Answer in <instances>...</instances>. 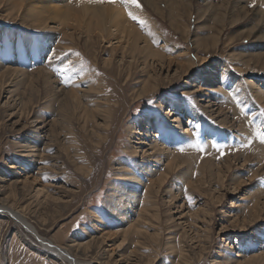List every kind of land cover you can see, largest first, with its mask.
<instances>
[{"label": "rangeland", "instance_id": "374dc122", "mask_svg": "<svg viewBox=\"0 0 264 264\" xmlns=\"http://www.w3.org/2000/svg\"><path fill=\"white\" fill-rule=\"evenodd\" d=\"M85 1L98 2L66 4L78 9ZM125 1L100 5L120 8L137 29L139 56L130 41L118 47L71 23L64 32L42 31L0 0V57L8 59L2 48L9 45L30 61L6 60L9 73L0 69V203L81 264H264V103L252 101L251 116L228 90L229 79L264 90V39L245 35L253 29L264 38L257 31L264 0H138L139 8ZM149 49L172 63L158 65ZM190 65L195 72L184 76L180 66ZM202 65H223L224 87L210 98L201 97L203 87L184 96L187 79L199 85ZM170 101L201 120L186 112L175 128ZM147 120L188 144L171 146L165 158L164 142L152 137L158 128ZM208 127L217 134L212 140ZM131 192L127 214L116 219L117 203ZM0 264L60 262L0 213Z\"/></svg>", "mask_w": 264, "mask_h": 264}, {"label": "bare ground", "instance_id": "6f19581e", "mask_svg": "<svg viewBox=\"0 0 264 264\" xmlns=\"http://www.w3.org/2000/svg\"><path fill=\"white\" fill-rule=\"evenodd\" d=\"M7 2H9L12 7L14 9L18 10L19 14H22L23 16H26L28 18L31 19L32 22H34L35 24H37V27L39 29H41L42 31H54L56 29L63 31L68 28H85L86 31H90V32H98V34H101V38H103L102 40H105L106 42H115L116 46L121 47V46H126L125 41L129 43H133V51L135 53V55L139 56L140 54V38H139V33L138 31H136L138 33L139 36H137L136 32L133 31L132 27H130V25H128L125 20L123 19V16L121 14V12L119 11L120 8H115L113 7V5H110L108 7H102L100 5V2H95V1H89V2H83L81 4H79L78 9L75 7L73 9L74 6L70 5L69 6L66 4L67 0H6ZM127 1V0H126ZM125 1V2H126ZM210 2V0H208ZM235 2V1H234ZM102 3V2H101ZM127 3V2H126ZM78 4V3H77ZM129 4V3H128ZM236 4V3H235ZM7 5V4H6ZM103 5V4H102ZM126 5V4H125ZM130 6L133 7V5L129 4ZM105 6V5H104ZM107 6V5H106ZM230 6V5H229ZM142 7V6H141ZM213 8V7H212ZM126 9V8H125ZM224 9V8H223ZM239 9V8H238ZM244 9V8H241ZM240 9V10H241ZM239 10V11H240ZM212 11V10H211ZM238 11V10H237ZM246 13L247 10L245 11ZM251 12V11H250ZM254 12V11H253ZM244 13V12H243ZM245 13V14H246ZM257 13V12H256ZM216 14V13H215ZM235 14V13H234ZM202 15V14H201ZM208 15V14H207ZM243 15V14H242ZM20 16V15H19ZM21 16V17H23ZM150 16V15H149ZM225 16V15H224ZM245 16V15H244ZM229 17V16H227ZM240 18V16H239ZM243 18V17H241ZM224 19V18H223ZM127 20V19H126ZM145 20V19H144ZM221 20V19H220ZM241 20V19H239ZM147 21V20H146ZM249 21V20H248ZM256 21V19H255ZM142 22V20L140 21ZM222 22V21H221ZM257 22V21H256ZM33 23V24H34ZM70 23L73 25V27L70 26ZM54 24V27H50V25ZM152 24V23H151ZM173 24V23H172ZM153 25V24H152ZM259 25V24H258ZM256 25L255 28L258 26ZM264 25V24H263ZM80 26V27H79ZM68 27V28H67ZM153 27V26H152ZM261 27V26H260ZM252 28V27H251ZM254 28V29H255ZM33 29V28H32ZM64 29V30H63ZM37 30V29H36ZM40 30V31H41ZM84 30V31H85ZM264 30V26L263 28L257 30L259 31L258 33H261ZM81 31V30H80ZM255 31V30H254ZM254 31L253 29L250 30L249 32L246 31L247 35L246 38H253L256 37V39L258 41H262L264 38L261 37V39L257 36L254 35ZM56 32V31H55ZM59 33V31H57ZM68 32V31H67ZM151 32V31H150ZM264 32V31H263ZM256 33V31H255ZM257 33V34H258ZM81 34V33H80ZM155 34V33H154ZM256 34V35H257ZM264 34V33H263ZM66 35V34H65ZM64 35V36H65ZM86 35V33H85ZM94 35V34H93ZM120 35V36H119ZM62 36V35H61ZM82 36V35H81ZM84 36V35H83ZM142 36V35H141ZM69 38V37H68ZM143 38V37H142ZM88 39V38H87ZM95 39V38H94ZM243 39V38H242ZM254 39V38H253ZM62 40V39H61ZM113 40V41H112ZM117 40V41H115ZM251 40V39H250ZM94 41V40H93ZM143 41V40H142ZM63 42V41H62ZM150 42V40H149ZM148 41H146V45H149ZM95 43V41H94ZM142 43V42H141ZM152 43V42H151ZM124 44V45H123ZM59 45V44H57ZM93 46V45H92ZM127 47V46H126ZM47 48V47H45ZM117 49V48H116ZM115 49V50H116ZM16 51V50H15ZM129 51V50H128ZM161 51V50H160ZM160 51H152L149 49V51L146 52L147 57L149 58H153L156 60H158V65H163L165 64L166 61H168V65L172 63V58H168L166 59L165 56L160 52ZM163 51V50H162ZM2 52H6L9 53L7 54V58L6 60H9L10 62H13V64H21L23 65V63H29L30 61L28 58H26V56H18L17 52H14V50L7 45L6 48H2ZM44 52V51H43ZM56 52L52 53V55L54 56ZM131 53V52H129ZM138 53V54H136ZM1 54V51H0ZM43 54V53H42ZM57 54V53H56ZM132 54V53H131ZM22 55H26V52L24 49H22ZM262 55V54H261ZM1 56V55H0ZM33 55L31 54L30 57H32ZM40 57L42 55H39ZM38 56V57H39ZM57 56V55H56ZM260 56V55H259ZM258 56V57H259ZM167 57V56H166ZM182 57V56H181ZM235 57V56H234ZM257 57V58H258ZM35 58V57H33ZM57 58V57H56ZM134 58V57H133ZM237 58V57H236ZM243 59V57H242ZM248 59V58H247ZM5 59H1L0 57V69H3L5 71V74H8L10 69H9V65L7 64V61ZM33 60V59H32ZM35 60L37 61V58H35ZM50 60V59H48ZM137 59L135 58L134 61H136ZM151 60V59H150ZM259 60V59H257ZM183 61V60H182ZM152 62V60H151ZM241 62V61H239ZM249 62V61H248ZM263 62V61H262ZM48 63V62H47ZM153 63V62H152ZM204 63V62H202ZM201 63V64H202ZM255 63V62H254ZM257 65V64H256ZM262 65V64H261ZM66 66V64H65ZM64 66V67H65ZM260 66V65H259ZM181 72L182 74L185 75H191L193 71L192 69L193 66L190 65L189 67L185 66L182 67ZM217 67V66H215ZM11 68V67H10ZM201 71L200 76H199V85L194 84L193 81H190L189 79H187L188 81L185 83L188 87L185 88L186 89V93H181L184 96H192L195 92H191L192 88H197V91L199 88L202 89V93H201V97L203 96V98H210V92L213 91H221L222 88L224 87L223 85L225 84L226 78L224 77V75H226L225 73L227 72L226 69L223 67V65H220L219 68H212L210 66H204L202 65L201 67H199ZM40 70V69H39ZM1 71V70H0ZM3 71V72H4ZM22 72V70L20 69H16L14 73H20ZM41 72V71H40ZM11 73V72H10ZM24 73V72H23ZM39 74V73H38ZM40 76V75H39ZM6 77V76H5ZM38 77V76H37ZM20 78V77H19ZM2 79V78H1ZM51 79V77H48V80ZM228 79V78H227ZM232 80V79H231ZM231 80H228V83H230V86L228 88L229 92L233 91L232 94H234L235 97H238L239 99H241V101H238L241 104V107L243 109H245V111L247 112V114H251V116L254 114L255 115V106L252 104V101H254L255 103L259 104V103H264V90L261 89L262 83H255L253 80H245L242 82H238L237 79H235L234 81L231 82ZM237 80V81H236ZM240 83H242L241 85H243L246 89L245 90H241L239 89V85ZM218 84V85H217ZM49 85V84H48ZM264 86V84H263ZM225 89V88H224ZM196 91V90H194ZM105 92V91H104ZM113 92V91H112ZM201 92V91H200ZM144 92H140L137 96L138 98H141L142 96H144ZM186 94V95H185ZM219 95V94H218ZM201 99V98H200ZM207 101V100H206ZM210 101H208L207 106H205V113L206 111H208L209 114L212 113L213 109H211V105L209 103ZM172 109L175 108L174 110L171 109L170 112H168V116L169 118H171V122L173 123V125L175 126V128L179 127L181 129V125H182V115H184L186 112H189V109L187 108V105L185 104V108L183 109V111L179 112L178 108L179 105H182V102L180 101H170ZM215 106V105H214ZM180 109V108H179ZM216 109V108H215ZM109 110V109H108ZM218 111V110H217ZM194 114V113H193ZM221 114V113H220ZM190 115H192V113H190ZM214 116V115H213ZM191 117H193V120L196 121H200L201 118L199 117H194V115H192ZM111 118V117H110ZM213 118V117H212ZM200 119V120H199ZM218 119V118H217ZM149 123L154 124L158 129L156 132H158V135H156L155 133L152 134V137H157L159 138V140L163 141L164 145L161 144L162 147V153L164 152V156L166 158V155L168 154L167 151L169 148H172L171 146H179L183 144V147L186 146L188 144V142H185L184 137H173L171 136V132L170 130L168 131V129L166 130L164 126H162L158 121L155 120H147ZM188 122H190L189 118L187 119ZM225 122V120H224ZM258 122V121H257ZM198 123V122H197ZM220 123V122H219ZM222 125V124H221ZM220 126V125H219ZM188 129L184 128V131L182 134L187 133ZM215 135L217 136V134L214 132L213 129L211 128H207V140L209 139H213L215 137ZM216 141V140H214ZM157 142L156 144H160L159 141L154 140L152 141ZM143 143V142H142ZM153 143H151L153 145ZM155 144V143H154ZM159 147V146H158ZM140 148V147H139ZM159 149V148H158ZM157 149V150H158ZM161 149V147H160ZM175 149V148H174ZM182 149V148H181ZM155 151V148L153 149ZM171 152V151H170ZM156 154V153H154ZM158 155V154H157ZM161 155V154H160ZM169 155V154H168ZM167 155V156H168ZM156 156V155H155ZM159 156V155H158ZM152 158V157H151ZM156 158V157H155ZM156 160V159H155ZM210 160V159H209ZM150 162V161H149ZM165 162V161H164ZM152 163V162H151ZM158 165V163H157ZM155 165V166H157ZM158 168V167H157ZM144 169H148V165L144 168ZM150 169V168H149ZM184 169V168H183ZM12 176V175H11ZM16 181V180H15ZM140 179L137 177H133V182L132 184L135 186H138L140 184ZM6 183V182H5ZM155 184V183H154ZM145 187V186H144ZM23 188V187H22ZM124 200L121 203H117V215L115 216L116 219H124V215L127 214V211L125 210L128 205L130 204V201L133 199V193H125L124 194ZM256 204V203H255ZM124 211V212H123ZM0 213L5 214L6 216L12 218L14 220V223L16 225L21 224L22 226H24V229L26 232L34 235V238L36 237L39 241H40V246L42 248V250L50 255H52L58 262H60V264H81L78 259L76 257H74L72 255V253L69 251L68 248L65 247H58L54 244H52L50 241L43 239L42 237H40V235L38 234L37 230L27 221V219L18 211L14 210L12 207L7 206L4 203H0ZM120 217V218H119ZM136 234L137 235H141L142 231L141 230H136ZM251 241V240H249ZM251 243V242H250ZM262 244L263 242H260L258 244V248L262 249ZM253 245V244H252ZM72 247V246H71ZM77 249L80 248L79 245H77L76 247ZM75 248V249H76ZM255 248V247H254ZM252 247L248 248L247 250H251ZM72 250V249H71ZM84 250V249H83ZM82 251V250H81ZM85 252V251H84ZM248 252V251H247ZM81 253V252H80ZM78 254V253H77ZM47 255V254H46ZM83 257V256H82ZM261 257V256H260ZM99 264H105V263H99Z\"/></svg>", "mask_w": 264, "mask_h": 264}, {"label": "snow or ice", "instance_id": "6c2138e0", "mask_svg": "<svg viewBox=\"0 0 264 264\" xmlns=\"http://www.w3.org/2000/svg\"><path fill=\"white\" fill-rule=\"evenodd\" d=\"M98 2H102V3L106 2V3H109V4H114V3H117V0H98ZM127 3H129L131 5H134L137 8L140 7V4L138 3V0H127ZM128 16L134 22L142 23V22L137 21V17L134 16L131 12L128 13ZM186 99L191 100L192 98L188 97ZM260 140H261L262 143H264V133L261 134ZM214 147H215V145H214ZM218 151H219V149H218Z\"/></svg>", "mask_w": 264, "mask_h": 264}]
</instances>
